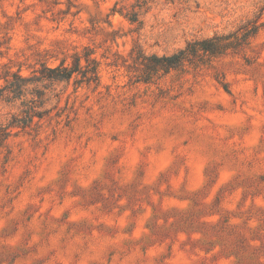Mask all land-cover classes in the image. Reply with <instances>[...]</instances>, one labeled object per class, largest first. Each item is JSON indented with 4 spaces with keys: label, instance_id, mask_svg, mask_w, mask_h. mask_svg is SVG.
Instances as JSON below:
<instances>
[{
    "label": "rangeland",
    "instance_id": "1",
    "mask_svg": "<svg viewBox=\"0 0 264 264\" xmlns=\"http://www.w3.org/2000/svg\"><path fill=\"white\" fill-rule=\"evenodd\" d=\"M245 25L248 59L145 80ZM84 48L97 80L28 85L41 119L0 98V264H264V0H0V86Z\"/></svg>",
    "mask_w": 264,
    "mask_h": 264
},
{
    "label": "trees",
    "instance_id": "2",
    "mask_svg": "<svg viewBox=\"0 0 264 264\" xmlns=\"http://www.w3.org/2000/svg\"><path fill=\"white\" fill-rule=\"evenodd\" d=\"M130 23L137 22V16H127ZM259 27L256 25H245L240 27L236 32L227 35L215 34L211 37L192 40L176 52L169 55L151 56L149 64L145 65L147 68L145 80H150L158 74H168L171 71H185L188 68L198 70L203 66L213 67L216 60L225 57H241L244 60L246 57V49L250 48L252 41L258 33ZM92 52L88 48H84L81 53L75 52L70 56L72 59L71 65L66 64V58L60 60V63L54 67H46L45 62L42 64L40 76L26 77L20 72L11 73L5 72L2 76L3 85L0 86V98L5 99H24L23 103L26 110L23 111V118L19 120L25 125L31 122L34 117L41 119L43 111L41 102L45 96V89L38 88L29 89L28 85L32 83H39L41 81L61 82L70 81L74 76L80 75L86 81L97 80V65L96 59L92 58ZM84 63V65H82ZM224 89L229 93L228 85L221 82L218 77L214 78ZM28 95L31 99L26 101ZM36 98V100L34 99ZM0 135L3 141L9 136L8 128L0 126Z\"/></svg>",
    "mask_w": 264,
    "mask_h": 264
}]
</instances>
